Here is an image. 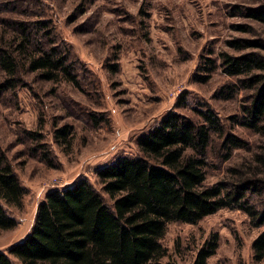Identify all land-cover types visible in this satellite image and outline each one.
Segmentation results:
<instances>
[{
    "label": "rangeland",
    "instance_id": "374dc122",
    "mask_svg": "<svg viewBox=\"0 0 264 264\" xmlns=\"http://www.w3.org/2000/svg\"><path fill=\"white\" fill-rule=\"evenodd\" d=\"M2 1L0 17L4 7L19 6ZM35 3L54 21L58 38L72 47L87 92L69 84H47L32 74L18 97L10 93L0 101V144L28 190L23 208H10L19 225L0 234V251L31 231L48 191L68 187L81 176L100 188L98 169L121 155L140 154L139 137L169 112L191 116L194 108L212 107L228 131L256 146L259 134L235 122L246 91L237 85V77L225 72L223 54L264 53V21L257 17L264 0ZM66 124L72 128L71 147L56 139V129ZM26 128L43 133L52 165L41 160L44 148L33 155L30 148L38 142L24 132ZM222 154L216 139L207 183L226 179L228 168L244 161L250 151L236 149L227 161ZM263 230L244 211L231 208L197 224L173 222L164 239L170 253L164 261L191 264L198 249L218 233L220 245L210 264H264L255 260L253 248Z\"/></svg>",
    "mask_w": 264,
    "mask_h": 264
},
{
    "label": "trees",
    "instance_id": "16d2710c",
    "mask_svg": "<svg viewBox=\"0 0 264 264\" xmlns=\"http://www.w3.org/2000/svg\"><path fill=\"white\" fill-rule=\"evenodd\" d=\"M2 2L20 7H4L0 17V101L10 93L18 97L32 74L47 84H69L86 93L78 58L58 38L54 21L40 12L36 0ZM257 17L264 21V10ZM223 65L246 91L235 122L259 134L256 146L228 131L212 107L194 108L191 116L169 112L139 137L140 154L121 155L98 169L100 188L81 176L68 187L48 191L31 231L0 251V264H15L12 255L23 264H181L164 261L170 254L164 239L173 222L197 224L231 208L264 226V53H224ZM93 120H99L95 113ZM71 129L70 124L57 128V142L71 147ZM24 132L38 142L30 148L33 155L44 148L41 160L52 165L43 133L27 128ZM216 139L225 161L240 148H249L250 156L228 168L226 179L211 184L207 180ZM27 193L0 144V234L18 227L10 208H23ZM219 245L216 233L191 264H210ZM253 248L255 260L264 261V230Z\"/></svg>",
    "mask_w": 264,
    "mask_h": 264
},
{
    "label": "crops",
    "instance_id": "0c3cea01",
    "mask_svg": "<svg viewBox=\"0 0 264 264\" xmlns=\"http://www.w3.org/2000/svg\"><path fill=\"white\" fill-rule=\"evenodd\" d=\"M28 233H29V232H28ZM27 235H28V234H27ZM27 235H26V236H27ZM26 236H25V237H26Z\"/></svg>",
    "mask_w": 264,
    "mask_h": 264
}]
</instances>
